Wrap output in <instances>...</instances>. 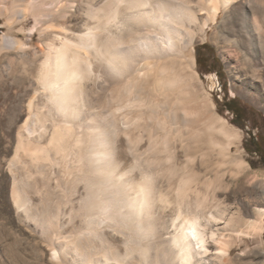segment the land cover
<instances>
[{
    "label": "bare ground",
    "instance_id": "1",
    "mask_svg": "<svg viewBox=\"0 0 264 264\" xmlns=\"http://www.w3.org/2000/svg\"><path fill=\"white\" fill-rule=\"evenodd\" d=\"M222 9L223 40L263 70L264 0H0V78L23 88L9 117L14 159L46 178L63 167L74 191L35 215L27 188L12 184L15 224L40 235L55 264L264 258V180L244 186L246 164L229 155L235 135L210 113L211 100L197 97L195 43ZM124 110L144 112L129 119L116 150ZM245 235L258 253L232 257Z\"/></svg>",
    "mask_w": 264,
    "mask_h": 264
},
{
    "label": "rangeland",
    "instance_id": "2",
    "mask_svg": "<svg viewBox=\"0 0 264 264\" xmlns=\"http://www.w3.org/2000/svg\"><path fill=\"white\" fill-rule=\"evenodd\" d=\"M227 12L228 11L222 9L217 22L209 23L205 38L198 39L195 43V71L203 82V90L197 97H201L199 99H210L212 102L210 113L224 119L232 134L235 135L233 143L229 146V150L231 149L229 155L233 159H239L246 164L247 175L244 176V186L248 188L247 182L253 176L258 175V181L260 182L264 180V159L258 154L251 153L248 147L246 148L245 146L251 136H258L259 132L264 134V69L262 70L259 65V67L257 65L254 66V68L251 67L252 65L243 52L240 46L241 44L237 45L233 42V44L227 43L223 40L222 28L224 27L223 24L225 22L224 20H226ZM4 22L5 19L0 15V32L6 31V28H2ZM198 49L203 57L209 56L211 58L210 61L204 62L202 66L198 65ZM210 69L213 70L209 72ZM10 80L11 79H6L5 77L0 78V264H55L53 260L55 258L53 251L51 248L46 247L43 238L31 232L30 229L15 224L10 202L12 184L16 183L21 189L27 188L25 190L28 191L27 193L30 200L29 207H31V213H35V215L36 213L42 214V212L48 213L53 211L56 208V204H59V202L69 203L74 191L70 188L71 185H68L70 183L66 181L68 179L63 167L54 168V170H49L48 168L47 173L50 177L46 178V176L40 173L41 170L39 168V171L37 166L31 168L30 165L18 164L17 160L19 159H14L16 142L13 141L12 135L9 132V117L15 99L23 92V88L16 85L13 86ZM81 99V97H78V102L75 101V104H73L75 106L82 105L83 101H81ZM43 100L39 102L36 101L35 103L38 104L39 107L41 106L40 109H44L46 115L53 116L54 113V117H58V114H56V111L52 108L53 105L49 104L47 99ZM229 101H238L239 106L248 111L244 120L240 118L236 119L235 115L226 108ZM26 104H28V101ZM46 105H48L49 108ZM51 111L52 113H50ZM143 112L142 110L141 112H129L128 110H124V116H119L116 126L113 127V131H115L113 136L115 135V139L117 138L115 142L116 150L119 149L120 146H123L122 144H125V138L120 137L129 119L131 120L136 117L137 114L142 115ZM109 121H111L110 117ZM141 121L143 123V119H141ZM234 121L239 124H244V127L242 128L236 125ZM104 123L107 124L108 122L106 121ZM143 124H145V121ZM180 145L178 146L179 148ZM178 153H181V150ZM212 153H215V151ZM178 162H185V158L179 157ZM33 168L35 170H33ZM226 171L229 172L227 182L230 185L229 190H231L236 184V180L231 177L233 168L227 167ZM29 172H32L30 173L32 177L28 175ZM35 176L36 179H34ZM210 177H215L214 172L210 173ZM29 182L30 186H27ZM41 197L42 199H48L41 200ZM243 237L245 238L246 244H242L241 247L235 248L232 257L243 254L246 249H251L258 253V251L255 250V247L258 245L255 239L249 238L247 235ZM262 238L264 240V234ZM255 262L264 264V258L260 256L258 259H255Z\"/></svg>",
    "mask_w": 264,
    "mask_h": 264
},
{
    "label": "trees",
    "instance_id": "3",
    "mask_svg": "<svg viewBox=\"0 0 264 264\" xmlns=\"http://www.w3.org/2000/svg\"><path fill=\"white\" fill-rule=\"evenodd\" d=\"M209 56H202L199 53L198 49V65H203L204 62L210 61ZM213 69H210L209 72H211ZM232 107V108H231ZM230 112H232L235 115V118L244 120V117L248 111L246 109H243L241 106H239L238 101H229V104L226 106ZM234 123L240 127H244V124H239L234 121ZM246 148L248 147V150L251 153L258 154L261 156L262 159H264V134L262 132L258 133V136H251L250 140L247 141L245 144Z\"/></svg>",
    "mask_w": 264,
    "mask_h": 264
},
{
    "label": "flooded vegetation",
    "instance_id": "4",
    "mask_svg": "<svg viewBox=\"0 0 264 264\" xmlns=\"http://www.w3.org/2000/svg\"><path fill=\"white\" fill-rule=\"evenodd\" d=\"M232 108V107H231Z\"/></svg>",
    "mask_w": 264,
    "mask_h": 264
}]
</instances>
